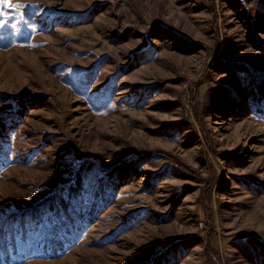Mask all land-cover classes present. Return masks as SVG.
Segmentation results:
<instances>
[{
  "label": "rangeland",
  "instance_id": "obj_1",
  "mask_svg": "<svg viewBox=\"0 0 264 264\" xmlns=\"http://www.w3.org/2000/svg\"><path fill=\"white\" fill-rule=\"evenodd\" d=\"M0 12V264H264V0Z\"/></svg>",
  "mask_w": 264,
  "mask_h": 264
},
{
  "label": "snow or ice",
  "instance_id": "obj_2",
  "mask_svg": "<svg viewBox=\"0 0 264 264\" xmlns=\"http://www.w3.org/2000/svg\"><path fill=\"white\" fill-rule=\"evenodd\" d=\"M0 5L3 7H8L9 6V0H0ZM15 7H19V5H15ZM0 16H3V12H0ZM3 20L0 19V26H3Z\"/></svg>",
  "mask_w": 264,
  "mask_h": 264
}]
</instances>
